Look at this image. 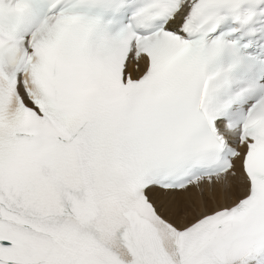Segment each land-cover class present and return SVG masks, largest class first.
I'll list each match as a JSON object with an SVG mask.
<instances>
[{"label":"snow or ice","instance_id":"1","mask_svg":"<svg viewBox=\"0 0 264 264\" xmlns=\"http://www.w3.org/2000/svg\"><path fill=\"white\" fill-rule=\"evenodd\" d=\"M0 264H264V0H0Z\"/></svg>","mask_w":264,"mask_h":264}]
</instances>
